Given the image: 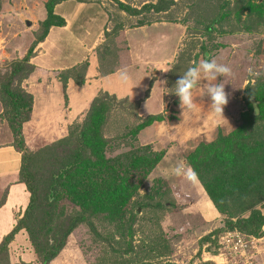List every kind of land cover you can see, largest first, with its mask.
Here are the masks:
<instances>
[{
	"label": "rangeland",
	"instance_id": "1",
	"mask_svg": "<svg viewBox=\"0 0 264 264\" xmlns=\"http://www.w3.org/2000/svg\"><path fill=\"white\" fill-rule=\"evenodd\" d=\"M47 1L0 0V85L42 33ZM119 1L139 12L128 13ZM55 10L66 25L52 27L34 46L35 70L21 84L34 99L23 135L35 155L41 192L52 172L51 151L73 150V142L62 144L63 139L82 124L92 100L107 92L118 103L96 112L85 161L62 184L54 204L56 217H89L103 238L82 223L49 264H139L142 258L153 264H241L199 254V241L223 227L225 216L206 220L207 193L197 176L189 182L171 169L179 162L192 169L190 159L198 151L210 152L222 138L242 136L264 122V0H67ZM213 58L231 69L223 81L224 118L211 112L206 92L208 83L219 80L201 79L193 90L196 110L182 115L173 93L176 80L188 67ZM2 111L0 99V145L12 146ZM27 205L20 216L15 213L14 226ZM257 208L264 213V204ZM20 237L12 246L13 260L39 264L29 233ZM260 238L252 259L264 264Z\"/></svg>",
	"mask_w": 264,
	"mask_h": 264
},
{
	"label": "trees",
	"instance_id": "2",
	"mask_svg": "<svg viewBox=\"0 0 264 264\" xmlns=\"http://www.w3.org/2000/svg\"><path fill=\"white\" fill-rule=\"evenodd\" d=\"M67 0H48L45 4L46 17L41 22L42 33L32 45L28 53L12 65L11 73L0 85V99L3 105L2 115L7 121L13 136V146L22 154L19 182L26 185L30 193L27 208L21 217H18L16 225L4 236L0 243V264H12L10 261L9 245L15 239L17 233L26 230L39 264H49L64 248L69 236L82 223L89 225L91 231L98 238H103L92 219L81 214H65L56 217L54 204L60 196V187L67 181L71 174L85 161L87 137L93 125L96 112L105 104L110 107L118 103L115 96L107 92L100 93L91 102L86 116L79 126L70 131L69 137L63 139V143L71 146L59 151L52 149L54 153L51 173H47L48 183L44 192L39 189V177L33 170L34 157L27 150L24 141L23 126L31 119L34 99L33 95L21 86L35 70L31 63L34 55V46L42 42L49 34L52 27H63L66 20L56 13V6ZM152 9H159L158 5L148 4ZM119 6L132 14L139 9L131 8L119 1ZM132 12V13H131ZM221 15L209 24L207 31L214 30ZM84 68L87 63H83ZM70 72V70L68 71ZM83 81V78L79 80ZM67 82L65 78L64 83ZM148 94V92H147ZM142 101L134 103L139 107ZM255 118L259 114L253 113ZM210 149V152L200 150L190 159V165L195 175L203 185L214 207L225 218L224 226L213 230L199 241V254L206 251L216 254L220 236L229 230H239L255 237L264 236V213L257 208L264 204V122L255 126L242 136L223 140ZM69 143V144H68ZM56 146V145H55ZM70 150V151H68ZM0 201V206L4 203ZM96 206H100L98 203ZM95 208V207H93ZM246 213H248L246 215ZM150 248H154L150 245ZM139 264H153L146 258L139 260Z\"/></svg>",
	"mask_w": 264,
	"mask_h": 264
},
{
	"label": "clouds",
	"instance_id": "3",
	"mask_svg": "<svg viewBox=\"0 0 264 264\" xmlns=\"http://www.w3.org/2000/svg\"><path fill=\"white\" fill-rule=\"evenodd\" d=\"M230 75L231 69L225 64L218 63L214 58L200 61L188 67L176 80L173 92L178 97L182 115L186 110L189 112L196 110V104L193 100V90L200 83L201 79L206 82L219 80V83H208L206 92L211 112L216 117L224 118L223 113L224 107L228 104V94L225 92V83L223 81L230 77ZM120 78L126 83L128 80L127 73L122 71ZM171 174L189 182L195 178V172L185 162L177 163L171 169Z\"/></svg>",
	"mask_w": 264,
	"mask_h": 264
},
{
	"label": "crops",
	"instance_id": "4",
	"mask_svg": "<svg viewBox=\"0 0 264 264\" xmlns=\"http://www.w3.org/2000/svg\"><path fill=\"white\" fill-rule=\"evenodd\" d=\"M17 151H18L17 148H15L13 145L12 146H9L7 144L0 145V178L3 181L2 183H0V195H1V191H3L6 186H8L9 184L11 185V187L9 188V193L7 192L6 196L3 198L5 199L4 203L0 206V242L2 237L8 234L13 229L15 224V220H14L15 213L19 214L20 216L19 213L20 208L24 209L26 205L29 203V199H30V193L27 190L26 185L21 182L16 183L18 181L17 179L20 172L19 170L21 167V160H22V154L19 151L18 152ZM9 175L13 177V178L11 177L10 181L7 179ZM204 198L207 202V212L206 215L204 216L205 219L209 221H212L216 218L221 220V218H223L222 214L214 207L209 196L206 195V197ZM22 231L23 230L17 233V236L15 237L14 241L11 242V244L9 245L10 246L9 254L10 257L12 258L11 259L12 264H16V261L13 260L15 256L12 254V250L15 247L12 246L15 245L14 243H16L18 238L22 236L23 232L26 230H24L23 232ZM34 255L35 253L32 252L33 259H35Z\"/></svg>",
	"mask_w": 264,
	"mask_h": 264
},
{
	"label": "built area",
	"instance_id": "5",
	"mask_svg": "<svg viewBox=\"0 0 264 264\" xmlns=\"http://www.w3.org/2000/svg\"><path fill=\"white\" fill-rule=\"evenodd\" d=\"M261 238L243 233L237 229L223 233L218 240V251L211 254L213 258L223 260H239L241 264H258L252 259L254 248ZM251 256H249V255Z\"/></svg>",
	"mask_w": 264,
	"mask_h": 264
},
{
	"label": "water",
	"instance_id": "6",
	"mask_svg": "<svg viewBox=\"0 0 264 264\" xmlns=\"http://www.w3.org/2000/svg\"><path fill=\"white\" fill-rule=\"evenodd\" d=\"M254 107H255V114H258V107H257V103L255 101H253Z\"/></svg>",
	"mask_w": 264,
	"mask_h": 264
}]
</instances>
